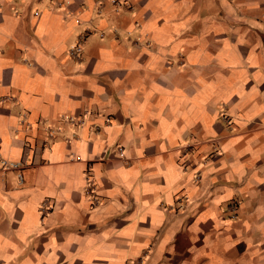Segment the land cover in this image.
<instances>
[{
  "label": "crops",
  "instance_id": "0c3cea01",
  "mask_svg": "<svg viewBox=\"0 0 264 264\" xmlns=\"http://www.w3.org/2000/svg\"><path fill=\"white\" fill-rule=\"evenodd\" d=\"M0 158V264H264V0H0Z\"/></svg>",
  "mask_w": 264,
  "mask_h": 264
},
{
  "label": "built area",
  "instance_id": "2783aa9c",
  "mask_svg": "<svg viewBox=\"0 0 264 264\" xmlns=\"http://www.w3.org/2000/svg\"><path fill=\"white\" fill-rule=\"evenodd\" d=\"M112 2H116V0H112ZM81 51V42H78L75 46L71 47L69 50L70 55L78 57L79 52ZM52 135V133H50ZM120 150V148H119ZM24 163L20 160H9L5 158H0V170L1 171H7V170H14L16 172L17 176V182L18 184L23 183V167ZM91 164L87 165V168L85 170V187H84V194L87 195L93 205H96L98 203L96 192H95V182L91 177L90 174V168ZM236 204H231L230 207L234 210ZM52 205L49 204L47 201L42 202L39 209L41 210V213H47L51 210Z\"/></svg>",
  "mask_w": 264,
  "mask_h": 264
}]
</instances>
